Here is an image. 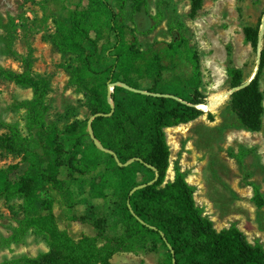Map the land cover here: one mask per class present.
I'll use <instances>...</instances> for the list:
<instances>
[{
	"label": "trees",
	"instance_id": "obj_1",
	"mask_svg": "<svg viewBox=\"0 0 264 264\" xmlns=\"http://www.w3.org/2000/svg\"><path fill=\"white\" fill-rule=\"evenodd\" d=\"M203 1L190 0L188 17L195 18ZM64 5L68 18L56 19L50 39L74 54L70 81L83 93L88 117L93 116L94 139L88 131L89 118L75 119L61 130L47 124L46 78L29 69L0 70V77L32 90L31 98L22 104L28 132L10 128L0 136V151L21 157L0 168V197L20 200L21 231L33 230L49 247L36 257L0 264H114L110 259L118 253L157 250H163L161 264H264L263 245L250 243L235 224L214 228L196 205L194 187L180 168L175 167L173 179L166 180L170 147L165 129L203 115L198 106L207 103L198 61L192 73L182 76L179 71L177 53L189 46L180 31L182 24L169 26L176 38L141 49L122 14L127 6L133 17L146 13L148 0H64ZM161 18V11L152 17ZM243 33L257 52V27L246 26ZM123 54L137 63L134 80L128 67L121 77L115 71ZM263 61L264 50L255 77L230 94V108L249 131H259L262 124ZM227 73L230 89L244 84L240 70ZM140 81L149 84L143 89L149 93L114 85L110 105L108 84L122 82L142 89ZM161 84L171 89L159 90ZM207 116L212 118L210 113ZM38 189L44 196L35 198ZM252 190L255 205L264 207L259 188L252 185ZM92 199H100L104 207L103 215L93 221L95 235L69 234L67 227L76 210Z\"/></svg>",
	"mask_w": 264,
	"mask_h": 264
},
{
	"label": "rangeland",
	"instance_id": "obj_2",
	"mask_svg": "<svg viewBox=\"0 0 264 264\" xmlns=\"http://www.w3.org/2000/svg\"><path fill=\"white\" fill-rule=\"evenodd\" d=\"M189 9L190 0H148L146 13L133 17L127 6L122 14L125 24L134 29V41L141 49L176 38L177 34L171 33L169 26L178 27L181 23L180 31L189 46L187 51L177 53L180 74L192 73L197 60L207 102L210 97L221 96L215 107L203 109L204 114L198 118L165 129L170 147L166 180L171 181L174 168H180L194 187L196 205L216 230L235 224L250 243L259 242L264 247V207H257L252 200V185L264 197V114L259 131H249L240 124L230 108L227 73L229 69H238L242 81L246 82L254 69H258L264 50V0H204L195 18L188 17ZM157 11L162 12V18L155 21L152 17ZM67 18L64 0H0V70L20 73L29 69L48 80L46 122L58 130L75 119L91 118L83 93L70 81L75 64L73 52L56 47L50 39L56 29L55 21ZM246 26L258 29L257 52L244 39ZM99 50H104L102 42ZM127 56L123 54L119 58L115 71L121 77L128 67L129 77L134 80L137 63ZM107 62L112 64L114 60ZM139 85L142 89L149 86L142 81ZM158 88L171 89L163 84ZM259 88L264 97V61ZM107 90L111 93L113 85L108 84ZM31 96L30 88L0 77V136L8 134L10 128L23 134L28 132L22 104ZM45 136L53 139L51 135ZM20 158L0 151V168L15 164ZM33 196L43 197L44 191L38 189ZM103 213V202L90 200L76 210L67 232L75 237L95 235L93 221ZM21 219L20 200L0 197V262L36 257L49 250L41 235L33 230L21 231ZM162 255L163 250L118 253L110 261L161 264Z\"/></svg>",
	"mask_w": 264,
	"mask_h": 264
},
{
	"label": "water",
	"instance_id": "obj_3",
	"mask_svg": "<svg viewBox=\"0 0 264 264\" xmlns=\"http://www.w3.org/2000/svg\"><path fill=\"white\" fill-rule=\"evenodd\" d=\"M257 48H258V39H257ZM256 72H257V70L255 71V74L253 75V77H251L248 81L244 82L243 85H241V86H239V87L231 88V89L229 90L228 94L230 95V94H231L232 92H234L236 89H239V88H241V87L247 85V84H248V83H249V82L255 77ZM111 85H113V86H114V85H119V86H122L124 89L130 90V91H136V92H140V93H149L148 91L143 90V89L132 88V87H130V86H128V85H126V84H124V83H122V82L111 83ZM162 95L168 96L169 94L162 93ZM169 96H170V95H169ZM107 97H108V101H109L110 105L113 106L112 101H111V98H110V93L107 94ZM203 105L209 106V102H207L206 104H203ZM198 108H200V107H198ZM200 109H202V108H200ZM202 110H203V109H202ZM92 119H93V116L88 120V131H89V133H90V135H91V138L94 139L93 136H92V130H91V120H92ZM94 141H95V140H94ZM95 144H96L97 147H99L100 149H103V148L101 147V145L99 144V142L95 141ZM103 150H104V149H103ZM106 151H107V150H106ZM139 187H141V186H139ZM136 188H137V187H136Z\"/></svg>",
	"mask_w": 264,
	"mask_h": 264
},
{
	"label": "bare ground",
	"instance_id": "obj_4",
	"mask_svg": "<svg viewBox=\"0 0 264 264\" xmlns=\"http://www.w3.org/2000/svg\"><path fill=\"white\" fill-rule=\"evenodd\" d=\"M255 71H256V68L254 69V71L252 72L251 77H253V75L255 74ZM220 98L221 96H213V97H210L209 98V106H206V105H203V104H200L198 107L204 109V110H210L212 109L213 107H215V105L218 104V102L220 101ZM169 170V168H168ZM170 172V171H169ZM168 173V171H167Z\"/></svg>",
	"mask_w": 264,
	"mask_h": 264
}]
</instances>
